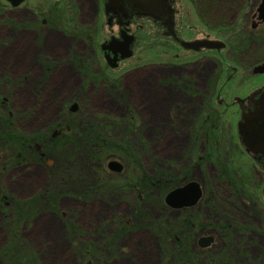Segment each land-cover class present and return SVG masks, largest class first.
Here are the masks:
<instances>
[{
	"label": "rangeland",
	"instance_id": "374dc122",
	"mask_svg": "<svg viewBox=\"0 0 264 264\" xmlns=\"http://www.w3.org/2000/svg\"><path fill=\"white\" fill-rule=\"evenodd\" d=\"M225 1L183 0L190 16L177 20L176 32L185 40L203 37L206 28L224 41L229 31L258 38L249 50L233 44L216 49L208 39V48L176 57L168 47L171 36H156L145 19L132 55L116 68L106 66L99 49L109 37L101 0H28L43 6L47 26L25 8L27 2L12 13L0 0V99L9 98L0 108V264H264V173L234 145L236 105L264 83V74L252 73L258 48L264 59V25L251 30L236 9L224 17ZM35 23L32 30L24 27ZM234 24L242 28L231 31ZM170 59L188 64L155 66ZM70 104L82 111L81 124L106 139L102 148L90 152L91 141L76 136L80 124L66 110ZM12 112L20 116L16 130ZM57 123L70 129L63 128L56 148L47 153L45 147L43 162L17 157L9 137L51 135ZM202 125L212 126L210 137L223 136L230 151L207 144ZM194 130H201L197 145ZM195 148L200 157L193 156ZM222 157L231 171L216 163ZM109 160L122 170L112 173ZM159 171L170 184L143 186L145 175ZM180 179L202 186V199L191 208L165 203L168 188ZM18 204L26 211L12 227ZM163 222L185 234L163 233ZM16 235L20 248L12 261ZM204 236L213 237L211 247L197 244Z\"/></svg>",
	"mask_w": 264,
	"mask_h": 264
},
{
	"label": "flooded vegetation",
	"instance_id": "af4514ba",
	"mask_svg": "<svg viewBox=\"0 0 264 264\" xmlns=\"http://www.w3.org/2000/svg\"><path fill=\"white\" fill-rule=\"evenodd\" d=\"M96 1L97 0H95V2ZM101 1H102V13L104 16V27L103 28L106 30L107 33H109V37L102 39V41L99 44V48L101 50L103 45L106 48V49H102L103 51H101V54H102V57H103V60L106 66L107 65L109 66L110 63L111 64L115 63L117 67L120 66L121 61L123 60L122 56L126 53L127 45L129 44V47L132 49L134 42H135V38L138 37L140 29H143L145 19H147L150 25H152L150 26L152 28L151 32L156 34V36H159L160 32L167 33L171 36L172 38L171 44L168 45V47L171 52L174 49L172 53L176 57L181 56V55L183 57H186V53L188 52L187 49H193V50L202 49L203 50L205 48H208L207 46L204 45L205 41L208 39H212V40L222 39L221 36L219 35L216 36L214 35V33L210 34V31L206 27L205 28L208 31V33L204 34L203 37H196V38L194 37L191 40L181 39L178 36L177 34L178 32H176V29H175V28H179V26H177L178 24L177 20H180V19L183 20L182 18H186L190 16L188 11L183 5V0H112L113 2H111L110 0H101ZM5 2L6 4L9 5V10H12V13L16 12L27 2L28 5L25 6V8L28 9L36 18H38V16L41 18V21H40L41 25L42 24L44 26L48 25L49 23L48 18L46 15L43 14V10H42L43 6L37 5V4L36 6H32L33 2L29 3L28 0H25L24 3L20 4L19 6H15V7L11 6L7 1ZM261 2L262 0H246L245 3L242 1V4H241L242 6H236V4H239V0H227L223 3V6H225L223 9L224 11L223 15L224 17L228 16L225 14L228 11V9H232L234 11L238 10L236 18L239 17L240 19L250 20L251 30L259 29V27L264 25V22L258 19L260 16L258 8ZM38 6L41 8V11H38L36 9L38 8ZM33 7H36V8H33ZM0 14L2 15L3 13H0ZM208 17L209 16H207V18ZM56 21L59 22V19H56ZM35 22L38 23L37 20ZM36 23L34 25H31V26L27 25L24 27H29L30 30H32L33 29L32 27L34 28L37 27ZM55 26L56 25L53 24L52 28L56 30H60L56 28ZM213 36H216V37H213ZM189 45L192 47H190ZM263 62H264L263 58L258 59V61H256V64L252 66V71L256 65L263 63ZM162 64L163 65L167 64L168 66H179V65L187 66L188 61L186 63L184 62L183 64V63L176 62L172 59H170L169 61L162 60V61H156L155 66L159 67ZM190 64H192V62H190ZM255 93H258V94L256 96H253ZM4 97L2 98V100L0 99V108L1 107L6 108L9 103V98H6V97L4 98ZM239 101H240L238 104L239 106L236 105L237 113H238V117L236 120L238 141H236L237 144H234V145L239 148L241 147V149H243L247 153V155L251 156L252 158L251 157L250 158L253 159L255 165L259 166V169H260L259 171L264 173V162H263L264 156L261 154L250 153L246 151L244 144L242 142V138L240 137V134H239L240 132L239 125L241 123V119L244 113L249 112V115L252 113L256 114L255 112L257 113L260 112V114L264 113V83L255 87L253 90H251L250 95L240 99ZM205 108L206 109L209 108L207 101H206ZM66 110L68 112H71L72 115L75 116L76 119L78 120L77 122L81 125V120L79 119L84 118V116H82L81 114L82 111L79 109V106H77V104L75 105L70 104V106H68ZM206 113L208 114L209 111L207 110ZM0 114H1V111H0ZM257 117L258 115L256 116V118ZM12 118H13L12 127L14 126V129L16 130L15 124L20 119V116L12 112ZM67 125L68 124L57 123L55 125L56 131L54 133H51V135L45 134V136L43 135L39 136L41 135L40 133V134H37V136L33 134L32 136L24 135L23 137H25L24 138L25 141L28 142L29 148L30 149L34 148L36 152L39 153V156H40L39 160H42L43 162L45 159L46 148L48 149L47 153H49L50 150H52L53 148H56V145L59 144L58 139H60L59 135L62 134L63 128L65 130L70 129V127ZM204 127H202V131L203 130L205 131ZM38 136L41 139L38 138ZM34 138L38 140L36 139L33 140ZM194 143L195 144L197 143V138L194 139ZM20 157H22L21 154H20ZM204 157L206 158V156ZM24 160L27 161L29 164L38 162V161L33 160L32 156H25ZM111 172L119 173V170H115V171L111 170ZM63 190L64 189L62 188L61 191ZM199 240L197 244L201 248H209L214 244V240H213L208 246L202 247L199 243Z\"/></svg>",
	"mask_w": 264,
	"mask_h": 264
},
{
	"label": "trees",
	"instance_id": "16d2710c",
	"mask_svg": "<svg viewBox=\"0 0 264 264\" xmlns=\"http://www.w3.org/2000/svg\"><path fill=\"white\" fill-rule=\"evenodd\" d=\"M208 19H209V17H208ZM218 25H212V24H209L208 25V27H210V28H216ZM239 28H242V25L241 24H234L232 27H231V31H235V30H237V29H239ZM210 31H212V30H210ZM226 37H227V39H226V41H225V43H226V46H225V48L226 49H229V46H230V44H233L234 46H235V48H237V51L238 50H240V52H245V51H241V50H249V46H253V45H255V43H256V41H259V39L258 38H251V37H239L237 34H234V33H231L230 31H229V33L226 35ZM261 38V37H260ZM240 44H242V45H240ZM257 47H260L259 45H257ZM261 49H262V47L261 48H258L257 49V52H260V54H258V57H259V59H262V58H260L261 57V55H263L262 53H261ZM262 52H264V50H262ZM240 54H239V52H238V54H236L235 52H234V56H233V58L235 59L234 61L236 62V63H238L237 62V56H239ZM210 113V112H209ZM211 114V113H210ZM130 121V123H132V122H134L132 119L131 120H129ZM81 122H83V120H81ZM83 125V126H82ZM214 125H216V124H214ZM221 125V124H220ZM85 126V127H84ZM205 125H202V127H204ZM218 126H219V124H218ZM207 128H204L205 129V131L203 130L202 132H203V135H204V138H205V140H207L206 142H207V144H209V145H211V146H214V148H216V149H218L217 150V152L219 151V149L222 151V148H224L223 150V152H225V153H228L229 151H230V148L232 147V145L230 144H228V145H224L223 144V141H222V139H224L223 138V136H222V138H221V135H219V136H217V137H210V134H209V131H211L212 130V126L211 125H208V126H206ZM215 127V126H214ZM224 128H225V126H224ZM107 130V128H104V131H106ZM224 130V129H223ZM76 131L79 133L78 135H76V136H79V137H83V138H85V140L87 139V140H90L91 141V143L94 145V146H89V151L90 152H93V150L95 151H97V148H102V142L103 141H105L106 139L105 138H103V137H101V134L98 132V130L97 131H95L93 128H90V129H88L87 127H86V125H84V123L83 124H81L80 126H77L76 125ZM201 130H194L193 132H194V135H193V141H194V139L195 138H197L198 139V137H200V132ZM97 132V133H96ZM90 133H92V134H90ZM94 133V134H93ZM109 133H110V130H108L107 131V133L106 134H108L109 135ZM112 133V132H111ZM212 133V132H211ZM220 133V132H219ZM224 135V134H223ZM105 136V135H104ZM10 139H12V145L15 147V148H17V157L21 160V158H25V156H32L33 157V160H35V161H37L38 160V158L40 157L39 156V153L38 152H36V150L34 149V148H32V149H30L29 148V145H28V142L27 141H25V137H23V136H18V135H16V136H14V135H12L11 137H9ZM36 138H34L33 140H35ZM5 140V139H4ZM36 140H38V139H36ZM0 141H3V139H0ZM89 142V141H88ZM110 142V141H109ZM217 142V143H216ZM95 143V144H94ZM113 143H115V142H113ZM206 144V145H207ZM218 144V145H217ZM234 144V143H233ZM113 145V144H112ZM196 145H197V143H196ZM195 145V146H196ZM114 146L115 147H118L117 146V144H114ZM225 146V147H224ZM231 146V147H230ZM19 147V148H18ZM120 148V147H119ZM26 153V154H25ZM20 154L22 155V157H20ZM91 154H93V153H90V155ZM89 155V156H90ZM211 156L209 157V158H211L213 155H215L214 153L213 154H210ZM193 156L195 157V158H197L199 155L197 154V151H196V148H195V152H193ZM213 159H215L214 157H213ZM28 160V159H27ZM20 162V161H19ZM227 162V163H226ZM216 163H218V165L220 164V163H222V164H226V170L227 171H231V168H230V166L228 165V163H229V160L228 159H226V158H219L217 161H216ZM136 171L137 172H139L140 173V169H139V167L137 166V168H136ZM165 174V173H164ZM230 175V177H232V178H234L233 177V174H229ZM163 173L162 172H157V173H155L154 175H145V178H148V179H146V181L143 183V186L144 185H149V187L150 188H153V187H157V186H162V185H164V184H167V183H169V181H166V180H163ZM186 181V179H180V183H183V182H185ZM170 184V183H169ZM118 185V184H117ZM177 185H179V183L177 184ZM177 185H172V186H170L169 188H168V190L167 191H169V190H171L172 188H174L175 186H177ZM235 186V185H234ZM239 187H241L240 185H238ZM238 186H236V188H238ZM141 188H142V185L141 184H137V189L140 191L141 190ZM235 188V189H236ZM112 192H114V193H118V191H113L112 190ZM49 195V194H48ZM3 197V196H2ZM52 197H53V195H52ZM33 203V202H32ZM31 202L29 203V205H31L32 204ZM21 204H18V207L17 208H15V219H12V220H10V223H11V225H12V227L16 224V220L17 219H20L21 218V213H23L24 211H26V205H21ZM44 205V204H43ZM13 210V209H12ZM10 212V211H9ZM7 213V214H10V213ZM124 227V226H123ZM158 228H160L159 230H162V232L163 233H166V234H169L170 236L172 235V236H175L176 238L178 237V236H181V234L182 235H184L185 234V229L182 227L181 229H176V230H171V227L169 226V225H167L166 224V222H163V223H161L159 226H158ZM15 238H12V240L13 241H15L16 242V244H17V241H18V239H19V237L16 235V236H14ZM17 240V241H16ZM19 241H20V239H19ZM21 244V243H20ZM19 244H17V245H14V242H13V244H12V261L13 260H15V258H14V256L16 255L15 253H16V249H19L20 248V246H18ZM87 250H92V249H90L89 247H87ZM1 253V252H0ZM9 253V252H8ZM8 253H6L5 254V252H4V254L2 253V255H7ZM14 255V256H13Z\"/></svg>",
	"mask_w": 264,
	"mask_h": 264
},
{
	"label": "water",
	"instance_id": "95a60500",
	"mask_svg": "<svg viewBox=\"0 0 264 264\" xmlns=\"http://www.w3.org/2000/svg\"><path fill=\"white\" fill-rule=\"evenodd\" d=\"M7 1H9L13 6H18L24 0ZM110 1L113 2L112 0ZM258 11L260 12L259 19L261 21H264V0H262ZM223 45L224 44L222 41H209V47L221 48ZM103 49H106L104 45ZM130 55H132V50L128 44L126 53L122 56V59L127 58ZM254 73H264V63L256 65L254 67ZM257 94L258 93H255L253 96H256ZM255 113L256 114L252 113L249 115V112H246L243 114L241 123L239 125V134L242 138V142L246 151L250 153L261 154L264 156V113ZM257 115L258 117L256 118ZM109 167L113 170H122V165L117 161H111L109 163ZM201 197L202 188L200 183L195 180H192L182 186L176 187L169 191L165 197V202L168 206L172 208H183L195 205ZM212 241V236H204L200 238L199 243L201 246L205 247L208 246Z\"/></svg>",
	"mask_w": 264,
	"mask_h": 264
}]
</instances>
